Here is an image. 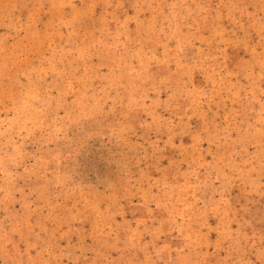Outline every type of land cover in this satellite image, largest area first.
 <instances>
[{"label": "rangeland", "instance_id": "rangeland-1", "mask_svg": "<svg viewBox=\"0 0 264 264\" xmlns=\"http://www.w3.org/2000/svg\"><path fill=\"white\" fill-rule=\"evenodd\" d=\"M0 264H264V0H0Z\"/></svg>", "mask_w": 264, "mask_h": 264}]
</instances>
